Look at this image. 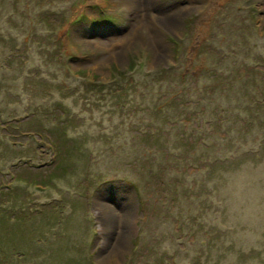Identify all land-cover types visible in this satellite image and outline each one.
Returning a JSON list of instances; mask_svg holds the SVG:
<instances>
[{
    "label": "rangeland",
    "instance_id": "374dc122",
    "mask_svg": "<svg viewBox=\"0 0 264 264\" xmlns=\"http://www.w3.org/2000/svg\"><path fill=\"white\" fill-rule=\"evenodd\" d=\"M73 1L53 4V10L71 8L70 14L56 27L57 38L41 44L21 45L46 26L41 0L30 4L31 28L13 12L19 27L10 29L8 11L0 13L2 34L16 35L19 44L17 53L10 42L0 47V196L17 194L0 209L13 206L31 222L22 230L14 223L26 218L0 227V264H264V246L237 248L230 239L211 190L216 170L240 153L235 145L264 156L262 131L242 141L238 118L222 119L215 131L216 117L207 114L180 116L185 127L160 133V90L153 82L163 67H174L178 78L215 67L205 53L214 47L225 51L244 39L263 51L264 0ZM252 5L256 16L248 11ZM57 45L58 55L46 65ZM90 83L122 84L127 91L118 108L114 94H121L108 89L88 93L87 106L63 100L76 118L66 132L50 134L42 117H26L27 105L52 106L62 88L77 93ZM194 85L184 81L177 89ZM182 131L209 148L181 143ZM59 135L68 149L57 160Z\"/></svg>",
    "mask_w": 264,
    "mask_h": 264
},
{
    "label": "trees",
    "instance_id": "16d2710c",
    "mask_svg": "<svg viewBox=\"0 0 264 264\" xmlns=\"http://www.w3.org/2000/svg\"><path fill=\"white\" fill-rule=\"evenodd\" d=\"M57 1L58 0H41L40 6L43 5L47 8L42 10L40 21L42 24L46 23V26H44L34 37L30 38L27 36L26 41H23L21 45L30 41L41 44L49 39L57 38L56 27L67 20L71 10V8L53 10V4ZM62 1L66 3L70 0ZM74 1L72 2V6L76 3ZM33 2L34 0H0V13L8 11V14H6L8 16L6 23H8V27L10 29L18 30L19 27L12 18L14 13L16 15H21L23 21L28 23V28H31L34 21L32 20L33 16L30 4ZM57 9H59V7ZM248 11L254 16L257 15L253 5L251 10ZM35 22L36 25H41L38 21ZM1 31L2 30H0V47L7 48V43L10 42L12 44L11 47H13L12 53H17L19 49V44L17 43L18 37L16 35L13 36L8 32L4 35ZM18 36H20L19 33ZM215 48L216 47H214V50H205V53L212 56L214 59L215 67L209 64L202 74L197 77L187 74L184 77L180 75L178 78L175 75L176 72L173 70L174 67L170 70L164 67L157 69L158 75L153 82L159 86L158 88L160 93L155 94L157 101H159V106L155 109L161 115L159 123L162 125V127L158 128L157 131L163 133V129H165L166 126L170 129H174L179 128L180 124L184 125L185 123L178 119L180 116H184L185 119H191L192 117L210 114L216 117L213 124L217 127L215 128V131H220L219 126H224L222 119L226 120V118L230 116V118H238L233 120L236 124H238V126H236L240 136L244 135L241 137L242 141H246L248 134L252 133L254 130L262 131L261 134L263 133L262 135H264V50L260 51L258 49L259 47L256 45L250 46L248 41L244 39L241 40L240 43L234 45L233 48L226 47L225 51L220 48ZM20 49V54L25 55L27 50L26 47L24 49L20 47ZM59 50L60 46L57 45L56 48L52 50V53L54 52V54H50V58L48 59L46 65L51 62V57L58 55ZM40 54H46V51L42 50ZM249 59H252V61L250 62ZM12 64L13 61H9V66ZM172 74L174 75L173 77ZM184 81H190L195 84L192 88L193 91L191 89L181 90L179 92L177 87ZM38 82L39 84L46 86V81L44 79H41V81ZM122 86V84H118L119 90H116L118 88H112L110 83H101L98 85L90 83L88 84V87L83 89V91H78L77 93H74V90L70 92L69 89L67 90L66 88H62L63 94L61 96V101L54 103L52 106H48L46 103L39 105H27L25 108L27 114L26 117L33 115L35 117H42L41 127H47L46 130L49 131L50 134L53 132H59L60 128H63L66 132V130L70 129L72 121L76 118L75 116L72 117V108H69L67 104L63 103V100L71 97L73 98V106L78 105L79 101H82L83 105L87 106L91 105L88 93L93 92L94 89H97L100 93H102L105 89H108L110 91H119L121 94L117 96L114 94L115 98L118 97L117 102L115 103L117 106L116 108H118V104L122 103L119 99L123 96L121 91H123V93L127 91V88H123ZM164 88L170 89V91H166V93H164L162 92ZM24 93L27 94L26 89ZM220 101L223 104L226 101L228 104L227 108H224ZM242 112L245 113V116L241 115ZM48 121L53 123V127L45 126L44 122ZM3 130H6V128ZM232 131L233 128L226 131L225 138L230 137ZM0 132H2L1 128ZM39 134L42 136L41 133ZM184 134L185 132L182 131L183 139L180 142L191 146L194 141L190 142L188 138H184ZM63 139L64 137L59 135L55 141L58 150V154L56 155L57 160H59L60 157H63V154L67 151L66 143H64ZM168 139H166V143L169 142ZM257 140H259V138ZM263 141L264 136L261 138V143H264ZM4 143L5 141L3 144ZM166 143H161L160 146L165 149L164 144ZM194 143L196 147L209 148L199 138L196 139ZM213 147L215 146L213 145ZM234 148L236 151H239L244 155H253V150L245 151L240 146L236 148V145ZM256 155L261 156V154ZM170 159L171 158H168V160ZM16 195L17 194L15 192H11L7 195H5V192H1L0 206L7 200L14 201ZM4 197L8 198L4 200ZM12 207L13 206H9L8 209H0V227H2L7 220H19L21 218H26L23 219L24 223L17 222L14 223V225L19 226L21 230L23 227L28 226L29 223L31 225L28 217H19L16 210L10 209ZM50 220H56V217H52ZM21 249L22 248L20 247L14 248L17 252L21 251Z\"/></svg>",
    "mask_w": 264,
    "mask_h": 264
},
{
    "label": "clouds",
    "instance_id": "9594fccd",
    "mask_svg": "<svg viewBox=\"0 0 264 264\" xmlns=\"http://www.w3.org/2000/svg\"><path fill=\"white\" fill-rule=\"evenodd\" d=\"M225 176L234 182L225 183ZM211 190L217 217L237 248L264 246V156L229 157L216 170Z\"/></svg>",
    "mask_w": 264,
    "mask_h": 264
}]
</instances>
